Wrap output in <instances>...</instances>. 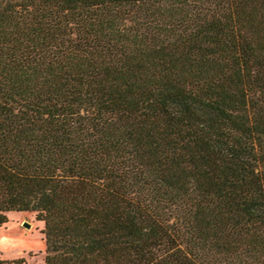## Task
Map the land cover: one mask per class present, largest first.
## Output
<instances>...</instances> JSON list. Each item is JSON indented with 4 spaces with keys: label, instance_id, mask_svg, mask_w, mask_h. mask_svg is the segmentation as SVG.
I'll list each match as a JSON object with an SVG mask.
<instances>
[{
    "label": "trees",
    "instance_id": "16d2710c",
    "mask_svg": "<svg viewBox=\"0 0 264 264\" xmlns=\"http://www.w3.org/2000/svg\"><path fill=\"white\" fill-rule=\"evenodd\" d=\"M8 211L44 264H264V0H0Z\"/></svg>",
    "mask_w": 264,
    "mask_h": 264
},
{
    "label": "rangeland",
    "instance_id": "374dc122",
    "mask_svg": "<svg viewBox=\"0 0 264 264\" xmlns=\"http://www.w3.org/2000/svg\"><path fill=\"white\" fill-rule=\"evenodd\" d=\"M6 218L7 221L0 226V259H22L20 264H44L42 222L28 211H8Z\"/></svg>",
    "mask_w": 264,
    "mask_h": 264
},
{
    "label": "water",
    "instance_id": "95a60500",
    "mask_svg": "<svg viewBox=\"0 0 264 264\" xmlns=\"http://www.w3.org/2000/svg\"><path fill=\"white\" fill-rule=\"evenodd\" d=\"M26 225V224H25Z\"/></svg>",
    "mask_w": 264,
    "mask_h": 264
}]
</instances>
